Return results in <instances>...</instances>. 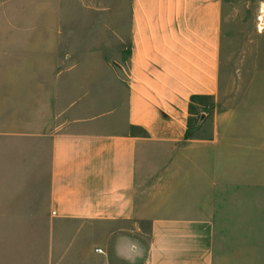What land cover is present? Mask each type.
<instances>
[{"label":"crops","instance_id":"0c3cea01","mask_svg":"<svg viewBox=\"0 0 264 264\" xmlns=\"http://www.w3.org/2000/svg\"><path fill=\"white\" fill-rule=\"evenodd\" d=\"M225 6L0 0V264H264Z\"/></svg>","mask_w":264,"mask_h":264},{"label":"rangeland","instance_id":"374dc122","mask_svg":"<svg viewBox=\"0 0 264 264\" xmlns=\"http://www.w3.org/2000/svg\"><path fill=\"white\" fill-rule=\"evenodd\" d=\"M101 2L105 16L110 0ZM224 4L227 9V39L225 60L220 61V77L224 70L227 84L243 89V93L232 91L227 97L232 103L238 100L234 97L242 98L236 108L237 115L251 124L241 128L247 137L256 136L255 144L262 151V157L257 158L263 162L264 197V0H224ZM251 87L256 88L255 94L248 92ZM227 108L226 111L232 109V105L227 104Z\"/></svg>","mask_w":264,"mask_h":264},{"label":"built area","instance_id":"2783aa9c","mask_svg":"<svg viewBox=\"0 0 264 264\" xmlns=\"http://www.w3.org/2000/svg\"><path fill=\"white\" fill-rule=\"evenodd\" d=\"M99 253H102V251L100 250V251H98Z\"/></svg>","mask_w":264,"mask_h":264}]
</instances>
